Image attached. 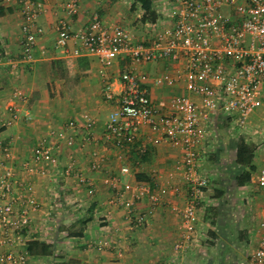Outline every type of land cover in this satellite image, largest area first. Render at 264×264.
Listing matches in <instances>:
<instances>
[{
  "label": "crops",
  "instance_id": "crops-1",
  "mask_svg": "<svg viewBox=\"0 0 264 264\" xmlns=\"http://www.w3.org/2000/svg\"><path fill=\"white\" fill-rule=\"evenodd\" d=\"M42 1L44 11L39 23L44 31L35 47L34 60L25 61L22 59L23 32L19 7L14 1L0 0V176L7 167L14 169L18 187L13 199L18 208L23 201L19 194L27 184L40 203V208L30 214L24 240L9 243L0 251L26 252L27 264H236L233 261L236 260L234 230H239L241 242L252 245L251 254L241 262L245 260V264H250L251 255L258 245L259 224L264 218V188L256 182L257 172L264 169V142L257 141L263 140L258 137L257 127L264 120V87L260 105L239 133L236 117L222 109L206 111L202 97L187 89L184 78L173 84L156 82L167 72L184 74V61L159 59L139 64L120 55L111 67L105 68L96 56L63 54L55 48V42L58 20L66 16L65 2ZM77 1L80 13L71 22L74 30L87 27L98 15L109 25L119 24L131 29L138 41L155 39L170 28L177 8L172 0L158 4L155 8L159 18L151 26L141 21L143 9L140 5L132 9L136 0ZM160 6L161 10L158 9ZM75 47L77 44L71 43L69 50ZM66 59L72 63L73 75L65 73L63 61ZM129 69L138 73L163 114L175 112L171 100L176 95L192 98L201 110L203 139L197 148L198 169L209 176L211 182L201 196L197 229L186 251L178 253L174 250L184 231L181 211L186 207L188 197L187 183L183 178V148L165 141L160 131L149 126H142L136 140L124 148L116 147L106 138V124L116 108L105 99L104 90L107 82H112L114 89L119 90L120 75ZM75 75L80 78L76 80ZM72 82L76 83L73 87L69 84ZM17 91L23 92L24 100L14 98ZM10 104L18 110L16 120L11 119L7 110ZM71 121L75 127L66 130L74 129L77 133L76 144L69 147L60 141L55 163L35 162L39 143L45 137L58 142L53 131L62 130ZM91 121L94 122V142L82 146V136ZM240 135L248 143L257 144L252 143L256 148L253 162L256 171L251 182L242 187L236 185ZM5 148L10 150L9 158ZM94 150L100 151L104 157L102 167L96 170L91 168ZM69 159H75L80 175L64 174ZM25 163L34 170L27 171ZM123 165L128 166V173L121 171ZM40 168H46L47 174L42 175ZM138 174L151 179L154 187L147 181H140ZM127 183L133 186L146 184L152 193L167 189L161 204L155 209L151 208L149 194L141 192L135 208L138 213L146 215L147 222L134 229L126 221L127 209L120 202ZM91 187L95 188L93 192ZM52 191L61 198L68 193L71 202L52 206L49 200L55 196ZM249 208H253L259 217L257 228L252 229L255 235L251 238L246 236L244 221ZM68 215L70 219H67ZM81 218H90L83 237H68L65 230H60V227ZM237 220L239 226L236 225ZM212 222L218 233L216 239L208 233ZM2 235L0 223V237ZM33 240L53 245V253L31 256L28 243ZM241 262L239 264H243Z\"/></svg>",
  "mask_w": 264,
  "mask_h": 264
},
{
  "label": "built area",
  "instance_id": "built-area-1",
  "mask_svg": "<svg viewBox=\"0 0 264 264\" xmlns=\"http://www.w3.org/2000/svg\"><path fill=\"white\" fill-rule=\"evenodd\" d=\"M16 2L21 14L23 32L22 50L25 61L34 60V50L43 28L39 18L44 11L42 0H3ZM66 16L57 23L58 36L55 48L65 55L96 56L105 68L111 67L120 55L128 57L134 63H148L159 59L184 61V74L169 72L157 78L158 84L179 81L184 78L187 89L202 97L206 111L222 109L236 117V124L246 125L251 113L260 105L264 87V0H172L177 5L173 14L174 23L158 37L147 41L135 40L132 32L123 25H109L98 15L94 16L87 27L74 30L73 18L80 13L77 0H64ZM226 10V13L224 12ZM228 10V11H227ZM151 26L154 25L150 23ZM71 43L77 47L69 50ZM121 88L114 89L112 82H107L104 97L115 106L106 124V138L118 148H124L139 135L142 126H149L162 133V138L182 147L183 178L186 180L188 197L186 207L181 211L184 231L181 239L175 244V252L186 251L193 240L199 221L201 196L210 187L211 179L198 169L197 148L203 139L200 130L201 110L190 97L176 95L171 100L175 112L163 114L151 99L148 88L141 82L133 69L120 75ZM14 98L25 99L21 91ZM11 119L16 120L19 113L14 104L7 107ZM93 121L86 126L81 145L94 142ZM73 121L65 128L53 131L58 142L45 137L35 150L34 160L37 163L57 160V149L60 141L67 146L77 142V133ZM10 157L9 148L4 149ZM104 161L100 151L92 152V169H100ZM27 171L34 167L25 163ZM42 175L46 168H40ZM123 173L129 168L123 165ZM75 159H69L64 167V174L80 175ZM256 182L264 188V169L256 174ZM18 181L14 169L7 167L0 176V223L3 235L0 237V249L9 243H20L30 225V214L40 208V203L33 193L30 184L20 192L23 198L20 208L13 199L17 192ZM95 190L91 187V192ZM141 192L149 194L151 208L161 204L166 188L152 193L146 184L135 186L127 183L120 202L126 207V221L130 227H140L147 222L144 213L136 211V201ZM26 252H1L0 264H27ZM183 264V263H173ZM250 264H264V218L259 224L258 245L250 258Z\"/></svg>",
  "mask_w": 264,
  "mask_h": 264
},
{
  "label": "trees",
  "instance_id": "trees-1",
  "mask_svg": "<svg viewBox=\"0 0 264 264\" xmlns=\"http://www.w3.org/2000/svg\"><path fill=\"white\" fill-rule=\"evenodd\" d=\"M114 2L118 0H113ZM157 0H136L132 4V9H137L138 5L141 6L143 9V16L141 17V21L146 23H152L155 24L159 18V14L156 10V5H158ZM128 58V57H127ZM63 63L66 65L65 67V73L68 75H73V71L70 69L71 67V61L68 59L64 60ZM76 76V80L80 77L78 75ZM75 79V78H74ZM75 81V80H73ZM71 87H73L76 83L72 82L69 83ZM74 84V85H73ZM242 131V127L238 126V132L240 133ZM239 141L237 143V158L236 163L238 165V171H237V177H236V185L238 187L245 186L249 184L252 180V174L256 171V166L254 165V157H255V146L252 143H248L243 135L239 136ZM137 177L140 181H147V184L149 186L154 187V184L151 179L148 177H145V175L138 174ZM90 221V218H81L78 219L75 223L60 227V230H65L68 237H83L85 228ZM214 222L211 223V228L209 229L208 233L213 238L216 239L218 237V233L214 228ZM214 244V243H213ZM53 245L49 243H41L38 240L29 241L28 243V253L31 256L36 255H49L53 253Z\"/></svg>",
  "mask_w": 264,
  "mask_h": 264
},
{
  "label": "rangeland",
  "instance_id": "rangeland-1",
  "mask_svg": "<svg viewBox=\"0 0 264 264\" xmlns=\"http://www.w3.org/2000/svg\"><path fill=\"white\" fill-rule=\"evenodd\" d=\"M158 1H159L158 2L159 4L166 3V2H164L165 0H158ZM166 5H168V4H166ZM158 9L161 10L162 6L158 7ZM257 129H258V133H257L258 137H261L264 140V120H262L260 123H258ZM263 140L259 139L257 141L259 143H262V142H264ZM252 143L257 145L255 142H252ZM258 166L261 167V164L258 163ZM52 194H55V192L52 191ZM70 199H71V195H69L68 193L64 194L63 198H61V195H58V194H55V196L49 198L52 206H54L56 203L58 205H61L64 203H70L71 202ZM249 209L250 210L247 211L244 221H245V229H246L245 231L247 233L246 236L251 238V237H254V235H255L254 233H252V229H253V227L257 228V225H258L257 223H258L259 217H258V215H256L255 210L253 208H249ZM68 216L69 217L67 219H70V215H68ZM236 225L239 226L238 220H237ZM234 236H235V239H234L235 243L233 244V249H234V253H235L234 256H235L236 260H233V261H236L239 264L241 262V260L244 259L247 254H251V250H252L251 246L252 245L248 244V243L241 242L242 239L240 240L239 230H234ZM216 251H218V248H216ZM246 261H247V259H246ZM241 263L245 264V260H243Z\"/></svg>",
  "mask_w": 264,
  "mask_h": 264
}]
</instances>
